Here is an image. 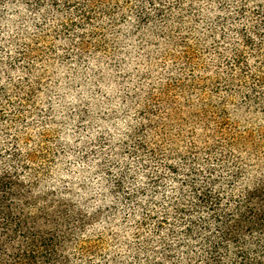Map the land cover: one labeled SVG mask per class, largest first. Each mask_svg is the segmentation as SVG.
I'll use <instances>...</instances> for the list:
<instances>
[{
    "label": "trees",
    "instance_id": "1",
    "mask_svg": "<svg viewBox=\"0 0 264 264\" xmlns=\"http://www.w3.org/2000/svg\"><path fill=\"white\" fill-rule=\"evenodd\" d=\"M206 1L205 10L191 0H141L134 8L132 31L141 46L151 44L155 34L162 40L156 54L173 61L164 69L166 82L143 91L134 108L138 123L127 137L129 154L144 164L150 191L127 194L140 211L128 229L134 242L121 241L120 254L108 257L100 254L101 242L90 240V248L79 244L81 254L102 258L86 264H264V126L239 131L231 121L240 111L264 114V0ZM129 2L0 0V9L6 4L19 18V7L38 19L51 14L64 35L95 27L102 18L106 28L119 30ZM42 25L34 26V36L0 35V48L14 50L10 61L32 64L33 46L47 32ZM19 34L26 36L20 40ZM79 46L86 47L83 38ZM2 94L0 88V119L16 124L23 105L5 115ZM14 135L2 145L7 158L0 156V264H39V257L44 264H57L54 234L37 233L35 251L25 244L34 234L25 232V220L12 212L20 198L29 199L39 188L28 167L33 155L20 153ZM122 182L116 181V188Z\"/></svg>",
    "mask_w": 264,
    "mask_h": 264
},
{
    "label": "rangeland",
    "instance_id": "2",
    "mask_svg": "<svg viewBox=\"0 0 264 264\" xmlns=\"http://www.w3.org/2000/svg\"><path fill=\"white\" fill-rule=\"evenodd\" d=\"M129 1L131 10L125 12L119 30L106 28L107 20L102 18L95 27L76 28L64 35L60 21L51 14L38 19L19 7V18L14 9L1 5L3 38L18 31L34 36L35 25L47 28L45 37L32 45L29 66L10 61L7 56H14L10 47L0 48V88L5 95L2 111L10 116L13 106L23 105L21 120L16 124L0 119V156L7 158L8 151L2 145L11 142L10 138L17 136L14 134L19 136L20 153L24 157L33 155L28 167L34 170L32 176L39 188L29 199L20 198L19 207L12 212L25 220V232L34 234L25 244L35 251L39 249L37 233L54 234L51 238L56 250L54 260H60L57 264H86L90 259L98 263L102 258L92 259L90 254L80 252L78 245L86 243L90 248V240L101 242L103 257L119 255L121 241L134 242L133 231L128 229L140 217V211L131 205L135 201H127V194L140 188L150 191L144 164L129 154L127 137L138 123L134 108L143 91L164 84V69H170L173 61H164L160 52L156 54L162 40L155 34L150 37L151 44L141 46L140 36L132 31L134 8L141 0ZM191 1L206 9V0ZM216 11L220 12L219 8ZM193 20L196 16L189 18V22ZM156 25L160 24L151 27ZM25 36L19 34V39ZM102 36L104 42L100 41ZM82 38L86 43L83 50L79 46ZM15 86L23 91L18 94ZM263 115L240 111L231 121L239 131L253 130L264 126ZM3 127L8 128L7 134L2 132ZM121 179L122 188H116V181ZM165 179V185L171 187V180ZM28 203L35 208L27 207ZM48 222L51 224L46 225ZM37 262L44 264L41 257Z\"/></svg>",
    "mask_w": 264,
    "mask_h": 264
}]
</instances>
